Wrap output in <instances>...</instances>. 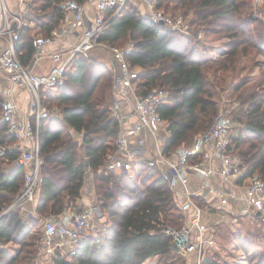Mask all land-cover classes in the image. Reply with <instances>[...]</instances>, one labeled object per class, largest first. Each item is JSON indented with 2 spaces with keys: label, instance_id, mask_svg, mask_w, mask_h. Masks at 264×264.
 I'll list each match as a JSON object with an SVG mask.
<instances>
[{
  "label": "trees",
  "instance_id": "obj_1",
  "mask_svg": "<svg viewBox=\"0 0 264 264\" xmlns=\"http://www.w3.org/2000/svg\"><path fill=\"white\" fill-rule=\"evenodd\" d=\"M62 1L31 0L36 13L33 30L24 27L16 44L23 64H27L34 52L35 37L47 35L63 19ZM169 2L173 3L171 11L181 10L182 16L191 14V36L152 23L127 2L120 14L108 21L99 39L118 47L128 39L132 41L134 47L126 59L131 66L140 68L139 91L145 93L152 88L165 91L159 113L169 133L164 140L165 152L172 153L181 146H191L195 134L207 129L218 111L217 87L238 72L241 57L251 51L264 56V30L261 32L264 25L250 18V14L248 20L243 18L247 0H159L158 7L169 10ZM252 21L260 24L256 23L253 33L256 36L247 28ZM199 29L203 30L202 38L197 37ZM223 37L227 38L222 43L224 52L221 58L212 60L205 42ZM95 68L96 72L87 77L88 70ZM99 69L96 59L86 53L78 54L59 92L44 99L48 106H58L62 117L52 116L40 126L41 179L35 206L39 215H59L67 203L80 197L86 170L85 161L78 153L81 148L94 174L108 225L98 235H84L69 260L57 253L51 256V263L184 264L183 255L173 249L172 235L164 231L182 228L184 214L159 171L145 168L140 177L133 178L98 172L118 128L117 120L108 111L113 75L106 67L103 69L107 70L106 75ZM258 85L257 91L245 95L243 101L247 107L235 118L243 126L230 141L242 158L241 179L253 173L264 178V69ZM73 86L78 87L77 91ZM238 88L236 85L234 89ZM76 133L82 134L79 140L73 136ZM11 140L6 126L0 124V145ZM16 156V151H11L0 157V212L23 184V166L11 163ZM241 217L264 224L259 214ZM38 224V218L20 217L19 209L0 215V245H17L15 253L0 247V264H34L37 241L32 232ZM218 225L221 223L215 226ZM238 239L239 246L255 245L246 236ZM200 264L228 263L212 255L204 256ZM260 264H264V259Z\"/></svg>",
  "mask_w": 264,
  "mask_h": 264
},
{
  "label": "built area",
  "instance_id": "obj_2",
  "mask_svg": "<svg viewBox=\"0 0 264 264\" xmlns=\"http://www.w3.org/2000/svg\"><path fill=\"white\" fill-rule=\"evenodd\" d=\"M96 3L94 19L86 22L79 39L66 47L50 53L53 65L46 74H36L28 64H23L16 51L21 30L31 24L28 11L10 13L6 0H0V37L5 45L0 47V78L5 77L12 85L23 88L27 93L25 111L18 109L9 98V89L3 88L0 80V124L6 126V133L12 137L10 142L0 145V157L16 151L11 161L15 166H23V184L0 215L15 209L24 210L26 204L35 203L36 191L41 179L39 156V131L43 120L52 116H61L57 106H48L44 101L47 92L56 90L65 82V74L72 61L80 53H88L94 48L110 50L117 57V74L114 78V93L108 111L117 120L118 128L112 142V148L106 154L99 172L125 174L140 177L145 168H155L166 180L173 192L181 212L184 225L176 230L166 228L172 235L173 249L186 256L194 253L196 264H200L206 250L212 245L205 236L207 225L201 221L202 208L195 201V194L204 190L213 192L207 184H202L196 192L189 186V175L196 173L208 177L215 174L211 162L220 161L221 169L216 175L221 184L231 180L246 182L244 214H259L264 222V178L253 173L241 179L243 175L242 158L231 143L232 137L239 134L234 130L235 122L225 109H219L207 129L197 134L190 147H184L179 153H167L164 148L163 131L166 124L159 113V106L165 99V91L152 88L145 93L139 91L140 68L131 66L126 56L134 47L132 41L123 46H110L99 39L108 21L119 15L121 9L130 0H94ZM27 5L31 0H26ZM148 8L147 18L154 24H162L171 31L191 36L189 24L181 16H173L158 7L159 0H141ZM259 4L260 0H254ZM64 13L63 22L47 35H37L34 39L32 62L42 55V46L52 44L66 36L73 25L85 22L83 5L76 0H64L60 3ZM197 37H203V30L197 31ZM208 49V44L205 42ZM234 107V106H233ZM243 126V125H241ZM82 134L79 133V138ZM79 140V139H78ZM198 155V158L196 156ZM192 209L188 221L185 213ZM30 215H29V214ZM94 209L83 207L75 209L66 205L59 215H49L44 219L41 243L52 254H65L71 258L75 254L77 243L84 235L94 230ZM31 216L27 214L23 219ZM61 216H64L63 218ZM36 264V263H35Z\"/></svg>",
  "mask_w": 264,
  "mask_h": 264
},
{
  "label": "crops",
  "instance_id": "obj_3",
  "mask_svg": "<svg viewBox=\"0 0 264 264\" xmlns=\"http://www.w3.org/2000/svg\"><path fill=\"white\" fill-rule=\"evenodd\" d=\"M130 3L137 8L140 14L147 16L148 8L141 2V0H130ZM81 4L83 5L84 12H85V22L76 23L75 25H73L71 28V31L66 36L60 37L57 42L52 43V44H44L42 46V55L36 62H32V59H33V55H32L30 57V60L27 62V64L28 66L31 67L34 73L46 74L49 71L50 67L53 65V61H52V58L50 57V53L56 51L57 49L61 47H66L69 44L76 42L79 39L80 34L82 33L86 22L93 21L94 15H95V8H96L95 1L94 0H84L83 2H81ZM6 6H7L8 11L13 14L20 13L23 9L24 10L26 9V11H28L27 13L28 19L31 24L30 29L33 30V26H34L33 20L35 18L36 13L32 9V2L27 5L26 0H6ZM62 22H63V19L60 20V22L58 23L56 27L60 26ZM4 45H5V42L3 38L0 37V47H3ZM223 48H222V51L224 52ZM86 54L88 56L93 57L94 59L98 61L99 60L102 62L104 61V63H106L104 64L105 67L107 66V63L109 64V62L113 66V69L111 68L113 70V84H112V89L110 93L111 100H112L113 93H114V78H115V74H117L116 55L113 54L110 50H106L102 48H94L93 50H91L90 52ZM0 80H1V84L3 88L10 90L9 98L16 103L19 110L25 111L28 95L23 90V88L17 85H12L10 81L7 80L5 77H1ZM57 92H58V89L50 90L47 92V96H55ZM59 117H62V115ZM168 134H169L168 131L166 132L163 131L162 136L166 138ZM73 136H75L76 140L80 139L79 133L73 134ZM184 147L185 146H181L177 148L176 150H173V152L179 153ZM80 155H81L80 156L81 160L85 161L86 170L84 174V181H83V186L81 188L80 197L77 198L76 200L78 201L79 205H85V207L88 206L94 209L93 216H94L95 229L94 230L90 229L88 233L92 235H98L97 234L98 231L101 228L106 227L108 225L107 218H106L107 216L105 214H102L99 206L94 205V203H92V201L94 200L92 196L93 195V180H94L92 176L93 172L89 168V166L86 164V158H85L84 153H81ZM196 158H198V155L196 156ZM211 166L215 174L209 175L208 177H204L196 173H191L189 175V186L191 190H193V192H196L202 184H207L211 188L214 189L213 192L204 190L202 194H195V197H194L195 201L202 208V212L200 215L201 221L207 225L205 236L210 238L211 242H214L212 240L214 239V236L212 235V231H213V227L216 224L222 223L224 221H228L229 218L234 219L235 216L244 215L243 209L245 208L244 206H245V195H246V187H245L246 182L242 180H239V181L231 180L229 182H224L223 184H221L219 181L220 177L216 175V173H218L221 169L220 161L213 159L211 162ZM13 198L11 199L10 202H12ZM35 205H36V202L33 204H26L25 206L26 208H24V210H20V217L23 218V216L27 214V211H29L31 213V216L27 218H31V217L38 218L39 213L37 212ZM97 213L102 214V215L97 217ZM192 214H193L192 209L188 210V212L185 213L186 221L189 220ZM49 215H52V214H48L46 216H49ZM61 217L63 218L64 216H61ZM41 222L42 220L40 221V225H41ZM33 231L34 232L32 233L34 234V236L36 235L35 239L37 241V249H36L37 253H36V256L34 257L33 263L38 264L37 260L43 263H45V261L50 263L51 256L53 254L51 252H48V250H46V248L43 247L41 243L40 239H41V234H42V227L40 228L39 231L37 230V228H35V230ZM11 244L10 243L1 244L0 247H2L8 253H13L12 251L16 250V247L10 246ZM8 246L11 247L12 251L8 249ZM209 248L206 250V252L209 250ZM186 257H187V262H188L187 264H196V256L194 253H188Z\"/></svg>",
  "mask_w": 264,
  "mask_h": 264
},
{
  "label": "rangeland",
  "instance_id": "obj_4",
  "mask_svg": "<svg viewBox=\"0 0 264 264\" xmlns=\"http://www.w3.org/2000/svg\"><path fill=\"white\" fill-rule=\"evenodd\" d=\"M249 3L251 8H249ZM247 8L243 13V18H246L245 20H248L249 14L250 18H256L257 22H260L264 25V0H260L259 4H255L254 0H247ZM173 6V3L169 2V10H164L166 13L171 14L173 16H181L184 20V23L189 24V30L190 28V19L191 14L189 13L186 16L181 15V10H175V12L171 11V8ZM176 15H174V14ZM257 22L252 21L250 25H248V30H251V34H255ZM257 23V24H256ZM260 25V24H258ZM263 27V26H262ZM263 28H261V32H263ZM38 34V33H37ZM40 35V34H38ZM256 36V35H253ZM256 40V38L254 37ZM130 41L129 39L125 42L127 43ZM227 41L226 37H223L219 40H208L206 43L208 44V51L209 57L214 59H219L222 56V43ZM124 43V42H123ZM124 45V44H123ZM118 47V46H117ZM120 47V46H119ZM213 54V56H212ZM109 56V54H108ZM98 66H100V72L104 75L110 74L113 75V66L109 62L107 63V70L103 71L102 66H105L104 61H98ZM102 65V66H101ZM239 68L238 72L236 74H233L232 76L229 75L228 81L225 83H221L217 87V92L215 96H217L218 101V110L219 109H225L228 111L229 115L232 117V119L235 122V128L234 130H238V128H242L241 125L235 118L238 115L242 114V111L247 107V103L243 100H245V95L248 92H254L258 90V81H259V75L262 69H264V56L258 52L251 51L246 56L241 57V61L239 62ZM102 67V68H101ZM112 68V69H111ZM97 68L94 70H88V75L92 74L93 72H96ZM212 77L210 76V79ZM230 82H233L232 84H228ZM237 85L238 90H235V86ZM75 86H73L74 88ZM101 87V86H100ZM78 87H75V90L77 91ZM59 92V91H58ZM57 92V93H58ZM56 95V94H55ZM96 95H98V92H96ZM109 104L111 101V95L108 99ZM54 103V102H53ZM108 104V105H109ZM234 106V107H233ZM58 107V106H57ZM201 133V132H200ZM199 134V133H197ZM195 134V136L197 135ZM79 155L83 153V150L81 148L78 149ZM81 156V155H80ZM94 179V174H92ZM98 190L95 186V181L93 180V201L94 205H97L100 207V210L102 214L106 215V212L101 207V200L98 196ZM68 205H71V207L75 209H81L85 207V205H79L77 200L71 201L67 203ZM102 214L97 213V217H99ZM41 217V219H40ZM45 215H39V224L37 225V230L39 231L41 227H43L44 219L46 218ZM27 218V217H26ZM36 218V217H33ZM41 225H40V221ZM231 220V221H229ZM41 226V227H40ZM250 233L249 236L246 233ZM217 233L219 235L217 236ZM36 234V233H35ZM212 235L214 236V239H212L214 242H212L211 247L206 252L207 257H211L212 255L215 256L217 259H219L221 262H227L228 264H260V262L264 259V224H261L258 220H253L251 218H242L241 216H238L236 218H229L228 221H224L221 223V225L214 226ZM36 236V235H35ZM240 236H246L247 238H250L255 245L249 246V244H243V246H239V239ZM11 244V243H10ZM10 246L17 247L16 244H11ZM8 246V249L11 250V247ZM35 248H37V243ZM12 251V250H11ZM37 251V250H36ZM13 253L16 252V250L12 251ZM187 256V255H186ZM183 256V263L187 264V257ZM66 260H69L65 254L62 255ZM38 264H54V263H48L45 261L39 262L37 260Z\"/></svg>",
  "mask_w": 264,
  "mask_h": 264
}]
</instances>
